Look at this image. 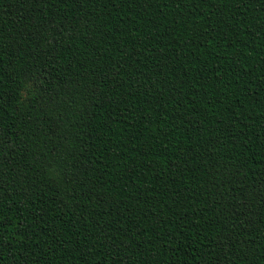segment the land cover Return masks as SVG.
Masks as SVG:
<instances>
[{"label":"trees","instance_id":"16d2710c","mask_svg":"<svg viewBox=\"0 0 264 264\" xmlns=\"http://www.w3.org/2000/svg\"><path fill=\"white\" fill-rule=\"evenodd\" d=\"M0 264H264V0H0Z\"/></svg>","mask_w":264,"mask_h":264}]
</instances>
